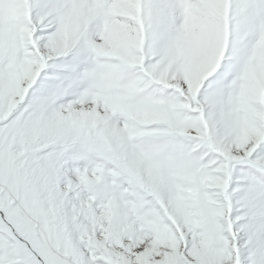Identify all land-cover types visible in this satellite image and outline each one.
<instances>
[{
    "label": "snow or ice",
    "instance_id": "snow-or-ice-1",
    "mask_svg": "<svg viewBox=\"0 0 264 264\" xmlns=\"http://www.w3.org/2000/svg\"><path fill=\"white\" fill-rule=\"evenodd\" d=\"M0 264H264V0H0Z\"/></svg>",
    "mask_w": 264,
    "mask_h": 264
}]
</instances>
